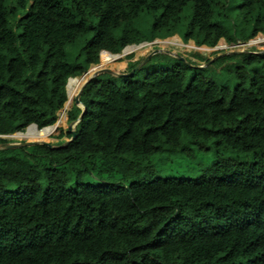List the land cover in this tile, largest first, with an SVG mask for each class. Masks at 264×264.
Wrapping results in <instances>:
<instances>
[{"label":"trees","instance_id":"16d2710c","mask_svg":"<svg viewBox=\"0 0 264 264\" xmlns=\"http://www.w3.org/2000/svg\"><path fill=\"white\" fill-rule=\"evenodd\" d=\"M257 36L264 0H0V136L55 125L67 80L66 91L109 54ZM144 58L85 83L67 143L0 139V264H264V51L213 61L232 86L186 58L126 75ZM210 143L244 159L196 180L160 179L148 163Z\"/></svg>","mask_w":264,"mask_h":264},{"label":"rangeland","instance_id":"374dc122","mask_svg":"<svg viewBox=\"0 0 264 264\" xmlns=\"http://www.w3.org/2000/svg\"><path fill=\"white\" fill-rule=\"evenodd\" d=\"M167 39H175L179 41L177 37H170ZM153 42L148 43L146 47L142 48L141 51L137 52L136 54L131 53L129 55L123 56L121 59L115 61L112 64H109V65L104 64V61H105L104 59V61L101 64H99L100 69L102 70H98L94 74V76L99 74L98 78L105 81L107 79V76L100 75L105 70H109L114 75H119V72L126 70L127 63L134 62L138 59L145 57L139 65H137L129 73L126 74L128 75L130 73L131 74L135 73V79L140 81L151 73L158 72L164 69L181 67V65L186 64V62L182 59L186 58V59H189L193 63L200 64L198 68H199V71L202 73V75L213 78L214 81L219 84H228L229 86H232V82L227 81L225 76L220 74V66L224 65L225 63H222V62L221 64L219 62L213 63V61H216L217 57L224 55V52L226 53L246 52V51H250L251 49H254L256 51H264V40L258 45L250 44L248 42L245 44L239 43L237 45H226L225 42L223 41L225 48L223 49L218 48L217 47L219 44L218 42L215 50L214 48H209L208 51L200 50L197 48L187 49L186 47L176 46V45L172 46L170 44L160 45L162 44V43H159L160 40L159 42H155V43ZM143 51H145L143 54L138 55L142 53ZM154 51H158V52H156L155 54H152ZM191 53H198L204 58V60H209V62L203 64L202 62H199L193 59L190 56ZM149 54H152V55L148 56ZM116 64L118 66L116 67L112 66ZM89 71L91 72L92 69L88 70V73ZM90 76L88 78H90ZM77 78H80V77H77ZM119 82L121 81L117 79L116 83L118 84ZM71 88L72 86L70 84V87L67 90L68 99L66 100V104L63 105L62 109H60L57 112V119H58L59 113H64L63 116L61 117L62 125L56 127L54 132L49 137L43 138L41 135H39L35 138L30 139L26 137H11V135H9V136L3 137V139L6 142H9L12 144L34 141V140L44 141L42 143H48V144H53L57 142L58 140L67 141L66 136H65V132L67 131V127H68L66 124V113L68 110H70L74 102V96L76 94V93L69 94V92L71 91ZM65 107H67V109H65ZM64 116H65V122L63 124ZM217 159L242 160L244 159V157L241 154L232 152L225 148H214L213 143H210L208 145V151L206 153H199L195 151L194 149H192L190 158L182 156L179 153L169 154V155L163 154L161 156H154L152 158H149L148 163H150L151 165L155 167L157 171L156 176L160 179L173 178V179H183V180H196L199 178L201 171L210 167Z\"/></svg>","mask_w":264,"mask_h":264},{"label":"bare ground","instance_id":"6f19581e","mask_svg":"<svg viewBox=\"0 0 264 264\" xmlns=\"http://www.w3.org/2000/svg\"><path fill=\"white\" fill-rule=\"evenodd\" d=\"M264 40V38H262L261 36H257L255 39H252L251 41H250V44H254V45H258V44H260L262 41ZM156 42H159V41H156ZM159 43H162V44H160V45H165V44H170V45H172V46H174V45H176V46H182V47H186L187 49H194V48H197V49H200V50H204V51H208L209 50V48H207V47H204V46H202V47H196V46H194L193 44H191V43H187V44H181V43H179V41H177V40H175V39H165V40H160V42ZM148 45V43L146 42V44H141V45H138V46H135V47H131V48H128V49H125L121 54H116V55H110V56H107L106 58H105V61H104V64H112V63H114L115 61H117V60H119V59H121L123 56H126V55H129V54H131V53H134V54H136L137 52H139V51H141V49L142 48H144V47H146ZM218 48H220V49H223L224 47H225V45H224V42L222 41V40H220L219 41V44H218V46H217ZM185 48V49H186ZM199 50V51H200ZM98 70H102V69H100V66L99 65H96V66H94L93 68H92V71L90 72L89 71V73L88 74H85L83 77H80L77 81H75V82H72L71 83V86H72V88H71V91L69 92V94H72V93H77L78 91H79V89H80V87H81V85L86 81V80H88L89 78V76H90V74H91V76L92 75H94ZM90 76V77H91ZM88 78V79H87ZM71 79V78H70ZM76 95V94H75ZM75 97V96H74ZM65 109H67V107H65ZM63 114L64 113H59L58 114V119H57V122H56V124L55 125H53L52 127H49V128H47V129H45L42 133H41V136L43 137V138H47V137H49L53 132H54V130H55V128L56 127H58V126H61L62 125V123H61V117L63 116ZM38 131V130H37ZM11 137H26V138H30V139H32V138H35V137H37L36 135H34L32 132H27L26 134H21V133H16V134H14V135H11ZM29 143H42V142H44V141H40V140H34V141H28Z\"/></svg>","mask_w":264,"mask_h":264},{"label":"water","instance_id":"95a60500","mask_svg":"<svg viewBox=\"0 0 264 264\" xmlns=\"http://www.w3.org/2000/svg\"><path fill=\"white\" fill-rule=\"evenodd\" d=\"M251 41V40H250ZM250 41H248V43H250ZM141 44H146V43H141ZM141 44H139V45H141ZM133 46H138V45H133ZM216 48V46L214 47V49ZM123 50H121V52H122ZM156 52H158V51H154L152 54H155ZM152 54H149L148 56H151ZM109 55H111V54H109ZM116 55V54H115ZM90 68V67H89ZM89 70V69H88ZM88 70L86 71V73H88ZM106 72H109V73H111L109 70H105ZM86 73H84V74H82L81 76H79V77H83ZM131 74V73H130ZM130 74H128V75H130ZM94 75H92L88 80H86L82 85H81V87H80V89H79V91L81 90V88L85 85V83L86 82H88L92 77H93ZM79 91L76 93V95H75V97H74V103H76V104H78V100H77V98H78V93H79ZM65 92H66V100H67V91H66V86H65ZM65 104V103H64ZM30 126H33L36 130H37V127L35 126V125H30ZM29 127V126H28ZM27 127V128H28ZM49 127H51V126H49ZM26 128V129H27ZM46 128H48V127H46ZM25 129V130H26ZM43 129H45V128H43ZM43 129H41V130H43ZM71 130H72V126H68L67 127V131L68 132H71ZM9 136V135H8ZM3 137H5V136H0V139H3ZM71 138H73V135H72V137ZM71 140V139H70ZM66 143L68 142V141H65ZM25 144H33V143H29V142H24ZM65 143V144H66ZM41 144H48V143H41ZM20 144H10V145H7V146H5V148H12V147H17V146H19Z\"/></svg>","mask_w":264,"mask_h":264},{"label":"built area","instance_id":"2783aa9c","mask_svg":"<svg viewBox=\"0 0 264 264\" xmlns=\"http://www.w3.org/2000/svg\"><path fill=\"white\" fill-rule=\"evenodd\" d=\"M155 42H156V41H154L153 43H155ZM213 48H214V47H213ZM224 48H225V47H224ZM215 49H216V48H215ZM215 49H214V50H215ZM69 79H70V78H69ZM69 79H68V80H69ZM68 80H67V82H68ZM67 82H66V85H67ZM66 85H65V86H66ZM67 99H68V96H67ZM68 111H69V110H68Z\"/></svg>","mask_w":264,"mask_h":264},{"label":"crops","instance_id":"0c3cea01","mask_svg":"<svg viewBox=\"0 0 264 264\" xmlns=\"http://www.w3.org/2000/svg\"><path fill=\"white\" fill-rule=\"evenodd\" d=\"M155 41H159V40H155Z\"/></svg>","mask_w":264,"mask_h":264}]
</instances>
